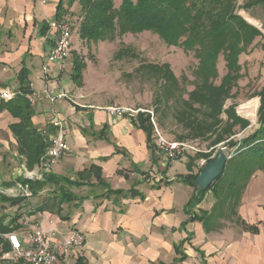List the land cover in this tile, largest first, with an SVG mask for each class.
I'll list each match as a JSON object with an SVG mask.
<instances>
[{"label": "crops", "instance_id": "crops-1", "mask_svg": "<svg viewBox=\"0 0 264 264\" xmlns=\"http://www.w3.org/2000/svg\"><path fill=\"white\" fill-rule=\"evenodd\" d=\"M61 1L0 0V91L19 92L18 75L26 68L33 93L50 89L66 94L54 104L42 100L33 105V123L48 140L57 132L55 121H62L67 131L70 152L50 174L75 180L78 173L97 165L105 185L94 179L92 186L49 184L30 192L22 205L12 207L14 217H20L16 232L25 235L40 227L62 236L80 233L82 246L67 251L57 264H77L79 258L86 264H264V171L251 177L237 207L244 226L212 212L217 202L212 193L189 215L186 211L196 191L181 180L190 174L187 165L194 156L164 161L153 137L154 148H148L146 134L133 124L135 116H111L108 106L80 101L83 87L72 80L73 62L48 65L57 34L51 24ZM248 1L238 0V6ZM14 123L18 120L9 112H0V162L8 154L14 161L22 159L25 167L9 129ZM198 172L195 165L194 173ZM106 185L138 194L117 198L107 194ZM66 191L75 201L60 205ZM40 207L44 210L34 212ZM193 216L205 220H190Z\"/></svg>", "mask_w": 264, "mask_h": 264}, {"label": "trees", "instance_id": "trees-1", "mask_svg": "<svg viewBox=\"0 0 264 264\" xmlns=\"http://www.w3.org/2000/svg\"><path fill=\"white\" fill-rule=\"evenodd\" d=\"M72 2L74 3L75 0ZM259 6H264V0H249L242 7L238 6V0H122L119 9L115 8L114 0H80L82 21L79 36L81 40L97 42L103 39H114L117 31L120 36L151 32L168 47L181 49L187 54L193 53L198 59L197 76L201 84L188 93L187 100L181 98L177 119L189 130L190 139L207 141L211 148L225 144V147L233 152L229 154L231 159L222 175L206 192L197 187L201 170L197 174L194 173L195 161L205 159L208 164L213 160L212 152L190 158L187 165L190 174L183 177L181 181L194 187L196 194L186 212L190 215L191 210L200 204L207 194L212 193L217 201L212 212L215 215L227 216L229 220L232 222L235 220L237 225L242 226L245 224L238 217L237 207L240 205L251 177L257 171H264V89L259 93L261 105L258 112V128L240 141L233 139L237 135L234 132L235 128L239 126L241 131H245L250 123L238 116L233 107L228 110L224 107L231 97L232 90L237 87L242 77L240 57L262 34L239 15V11L248 13ZM66 15L65 3L61 1L57 7L55 20L62 21ZM252 19H250L251 22L258 24L257 20ZM44 28L49 27L45 24ZM221 56L225 60L227 74L217 86L215 81L219 78L218 61ZM86 66L83 58L77 54L74 55L71 77L75 85L79 87L83 84V72ZM149 68L158 73L166 83L176 88L179 86V80L171 71L169 64L161 67L149 66ZM28 78L29 72L24 68L18 75L20 94L10 101H2L0 112L7 111L18 120V123L11 124L9 129L17 140L19 156L23 157L26 168L32 171L44 157L49 140L33 123L35 110L28 100V96L33 94V91ZM256 101L259 102L257 99ZM202 112L204 119L198 117V114ZM223 114L227 116V121L221 118ZM133 124L146 134L148 148L152 150L154 127L150 114L139 113L133 120ZM106 128L105 126L104 129ZM82 132L86 134L85 130ZM106 141L110 142L109 139ZM180 141L190 140L180 138ZM94 179L100 185H105L102 169L97 165H91L85 171L78 173L75 180L47 174L43 181L32 182L19 178L8 183L7 187L14 185L28 187L34 194L49 184L62 183L77 188L92 186ZM106 189L108 195H116L117 198L134 197L138 194L134 189L129 193L113 191L107 185ZM26 199V197L0 194V203L12 207L22 205ZM74 201V195L66 191L59 203L61 205L64 202ZM43 210L44 208L40 207L34 212ZM19 220L20 217L16 216L6 224L0 219V261H6L3 259L4 255L11 252V246L5 236L21 228ZM190 220L203 222L205 218L193 216ZM179 251L177 247V252ZM77 264L86 263L83 258H79Z\"/></svg>", "mask_w": 264, "mask_h": 264}, {"label": "rangeland", "instance_id": "rangeland-1", "mask_svg": "<svg viewBox=\"0 0 264 264\" xmlns=\"http://www.w3.org/2000/svg\"><path fill=\"white\" fill-rule=\"evenodd\" d=\"M63 1L68 7L66 17L70 20L73 30L72 53L68 60L73 62L74 55L77 54L87 65L83 72L81 102L149 113L151 117L154 116L157 126L167 138L174 141L185 138L190 142H199L203 151L212 152V159L222 149L229 154L233 152V150L229 151L225 144L211 148L207 141L190 139L189 130L177 119L181 98L187 100L188 93L201 84L197 76L199 61L193 53L187 54L181 49L168 47L151 32L120 36L117 31L114 39H103L97 42L83 41L79 36L82 21L80 0H75L74 3L72 0ZM121 3L122 0H114L115 8L119 9ZM72 9L74 12L71 11ZM245 14L257 20L258 24L251 22V18L249 19ZM239 15L255 28L260 24L264 27V6L256 7L248 13L240 10ZM164 64L170 65L171 71L179 80L177 88L166 83L158 73L149 68V66L161 67ZM240 65L242 77L237 87L232 90L224 109L233 107L236 114L248 121L250 126L245 131H241L239 126L235 128L234 132L237 134L233 137L235 141L244 139L246 135L258 128V112L261 105L259 93L264 89V37L262 34L240 57ZM218 71L219 78L215 81L217 86L227 74L226 63L222 56L218 61ZM251 107L256 108L254 120L245 112ZM198 117L204 119V113L198 114ZM221 118L227 121L225 114ZM16 160L18 161H14L13 157L7 154L4 161L0 162V194L25 197L26 191L20 186L7 187L8 183L24 178L23 160L20 158ZM186 161L188 162V159ZM201 161L202 159L195 161L196 172L199 168L203 169ZM5 211L8 212L5 213ZM15 215H17L16 208L12 209V206L8 204L0 203L1 219L13 218ZM0 264H15V262L7 259L0 261Z\"/></svg>", "mask_w": 264, "mask_h": 264}, {"label": "built area", "instance_id": "built-area-1", "mask_svg": "<svg viewBox=\"0 0 264 264\" xmlns=\"http://www.w3.org/2000/svg\"><path fill=\"white\" fill-rule=\"evenodd\" d=\"M257 28L264 37V27L260 24ZM51 29H56L57 34L54 37V46L47 57V63L48 65H60L68 60L72 53L73 30L71 22L69 19L54 21L51 24ZM44 70L46 72L47 67ZM19 94L20 92L15 90L4 89L0 91V99L10 101ZM66 97V94H57L50 89H46L29 95L28 100L32 105L42 100L54 104L57 100L65 99ZM107 112L111 116L116 117L126 115L134 117L140 112L143 113L142 111L117 107L107 108ZM151 123L154 127L153 139L155 145L164 161L175 162L188 155L207 154L206 151L200 148L201 144L199 142L174 141L167 138L157 126L154 116L151 117ZM53 125L57 132L50 138L48 149L39 165L32 171L28 170L26 166L24 167V179L28 181H43L44 177L52 172L54 166L70 152L64 123L59 120L55 121ZM206 165L207 161L202 159L201 167L204 168ZM23 189L26 191L25 195L27 197L31 196L28 187ZM5 238L11 246V252L5 254L3 259L13 260L15 264H57L62 255L73 247L82 246L84 242L83 236L76 231H70L67 236H62L59 231H43L40 227L25 235L13 232L6 235Z\"/></svg>", "mask_w": 264, "mask_h": 264}, {"label": "water", "instance_id": "water-1", "mask_svg": "<svg viewBox=\"0 0 264 264\" xmlns=\"http://www.w3.org/2000/svg\"><path fill=\"white\" fill-rule=\"evenodd\" d=\"M231 155L222 149L200 172L197 187L206 192L210 186L222 175Z\"/></svg>", "mask_w": 264, "mask_h": 264}, {"label": "bare ground", "instance_id": "bare-ground-1", "mask_svg": "<svg viewBox=\"0 0 264 264\" xmlns=\"http://www.w3.org/2000/svg\"><path fill=\"white\" fill-rule=\"evenodd\" d=\"M258 22V21H257ZM255 107H251L249 110L245 111L247 116L252 118L253 120L255 119Z\"/></svg>", "mask_w": 264, "mask_h": 264}]
</instances>
